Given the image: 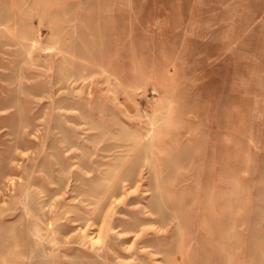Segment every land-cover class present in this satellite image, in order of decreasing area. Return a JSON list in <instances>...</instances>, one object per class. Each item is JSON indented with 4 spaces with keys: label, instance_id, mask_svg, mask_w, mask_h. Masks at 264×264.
Returning <instances> with one entry per match:
<instances>
[{
    "label": "rangeland",
    "instance_id": "obj_1",
    "mask_svg": "<svg viewBox=\"0 0 264 264\" xmlns=\"http://www.w3.org/2000/svg\"><path fill=\"white\" fill-rule=\"evenodd\" d=\"M0 264H264V0H0Z\"/></svg>",
    "mask_w": 264,
    "mask_h": 264
},
{
    "label": "bare ground",
    "instance_id": "obj_2",
    "mask_svg": "<svg viewBox=\"0 0 264 264\" xmlns=\"http://www.w3.org/2000/svg\"><path fill=\"white\" fill-rule=\"evenodd\" d=\"M96 236H99L98 234Z\"/></svg>",
    "mask_w": 264,
    "mask_h": 264
}]
</instances>
